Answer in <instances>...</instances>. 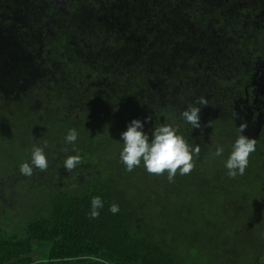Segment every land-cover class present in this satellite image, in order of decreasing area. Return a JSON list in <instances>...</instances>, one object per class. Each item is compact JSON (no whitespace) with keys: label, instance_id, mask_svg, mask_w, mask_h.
Instances as JSON below:
<instances>
[{"label":"trees","instance_id":"1","mask_svg":"<svg viewBox=\"0 0 264 264\" xmlns=\"http://www.w3.org/2000/svg\"><path fill=\"white\" fill-rule=\"evenodd\" d=\"M39 4L28 25L0 17V184L28 185L31 176L19 168L33 146L49 160L32 175L27 211L37 214L19 219L11 232L0 228V264H182L135 219L140 166L124 172L118 191L99 158L111 160L109 175L116 174L124 166L121 133L146 117L149 134L168 123L199 146L191 171H202L207 154L214 168L227 158L239 124L264 118V0H72L62 11ZM200 40L218 54L201 56ZM205 63L233 70L230 77L207 76ZM201 96L208 105L201 106V128L193 129L181 114ZM70 129L78 132L75 152L65 141ZM261 139L254 163L238 177L264 178ZM77 153L81 163L69 172L64 159ZM84 175L91 179L76 181ZM94 196L104 207L91 219ZM113 203L117 214L108 210Z\"/></svg>","mask_w":264,"mask_h":264},{"label":"rangeland","instance_id":"2","mask_svg":"<svg viewBox=\"0 0 264 264\" xmlns=\"http://www.w3.org/2000/svg\"><path fill=\"white\" fill-rule=\"evenodd\" d=\"M17 6L11 7V12L9 9H0V17L28 25L31 19L27 12L29 4ZM199 46L201 56L207 51L218 54L212 48L207 50L210 46L208 40H200ZM226 65L220 68L211 66L208 70V63H205L203 70L207 76L230 77L233 67ZM256 90L260 92L259 86ZM253 101L251 96L248 102L252 104ZM248 128L245 135L261 143L264 118H253ZM205 158L208 163L206 161L200 173L191 171L184 178L185 175L177 172L171 182L166 173L149 174L141 165L139 185L143 187L133 195L135 219L142 218L143 229L152 232L160 242L162 240L163 244L173 249L182 264H264V178L256 179L254 175L230 178L224 167L227 158L216 161L215 168L210 163L213 157L207 154ZM107 160L111 163V160ZM99 161L104 163L101 166L103 173L116 190L121 191L122 185L118 179L127 172L126 166L115 170L117 178L116 174L109 175L113 174L114 169L103 156H100ZM249 162L254 163V159L249 157ZM263 163L260 160L258 164ZM208 167L214 169L217 175L211 173ZM42 175L40 172L39 176ZM32 177L26 179V187L18 185L12 190H6L4 184H0V228L11 232L19 219L37 214L36 210H30L32 207L27 211L32 197V185L37 183ZM85 177L76 181L91 179ZM256 181L260 183L257 189L248 187ZM235 183H239L240 187L244 184L248 186L236 190ZM48 199L45 198V205L42 204L40 210L49 206L46 204ZM146 225H150L154 232Z\"/></svg>","mask_w":264,"mask_h":264},{"label":"clouds","instance_id":"3","mask_svg":"<svg viewBox=\"0 0 264 264\" xmlns=\"http://www.w3.org/2000/svg\"><path fill=\"white\" fill-rule=\"evenodd\" d=\"M206 105H208L207 98L199 97L182 112L183 120L193 129L201 128V109ZM150 119L151 117H146L145 120L133 119L121 133L122 148L119 152V160L126 166V170L131 172L134 168L143 165L149 174L161 175L166 172L170 182L175 179L177 172L180 175L189 174L194 167V156H199V146L191 145L178 127L168 123L155 126L149 134L145 131V123ZM247 127L245 122L239 124L229 155L224 161V167L230 178L244 175L249 165V157L256 151V138L245 135ZM77 138L76 129H70L65 137V141L73 145L74 152ZM223 152V147L218 146L214 155L220 157ZM80 163L81 156L77 153L67 156L63 167L71 172ZM48 165L49 160L44 148L33 146L30 159L22 162L19 170L21 175L32 176L34 168L45 171ZM103 207L104 201L100 196L92 197L89 217L98 218ZM108 210L112 214H117L120 207L117 203H113Z\"/></svg>","mask_w":264,"mask_h":264},{"label":"flooded vegetation","instance_id":"4","mask_svg":"<svg viewBox=\"0 0 264 264\" xmlns=\"http://www.w3.org/2000/svg\"><path fill=\"white\" fill-rule=\"evenodd\" d=\"M72 0H0V9H11V7L24 4H29L30 9L27 12H33L37 7V3L39 4V9H53L58 8L59 11L64 10L67 7L68 3ZM14 5V6H11ZM18 7V6H17ZM11 12V10H10ZM59 13V12H58ZM53 16V13H49Z\"/></svg>","mask_w":264,"mask_h":264}]
</instances>
